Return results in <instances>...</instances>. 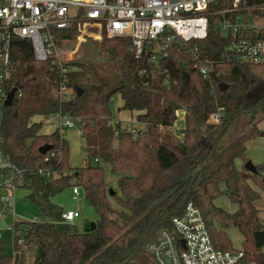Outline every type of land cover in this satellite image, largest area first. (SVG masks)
Masks as SVG:
<instances>
[{
  "label": "trees",
  "instance_id": "trees-1",
  "mask_svg": "<svg viewBox=\"0 0 264 264\" xmlns=\"http://www.w3.org/2000/svg\"><path fill=\"white\" fill-rule=\"evenodd\" d=\"M219 17L210 16L208 35L198 40L202 56L214 61L211 79L202 76L180 46L169 48L155 64L146 51L136 57L131 38L105 35L83 41L121 61L119 81L89 83L85 60H63L62 66L51 60L38 63L29 40L13 41L4 89L17 92L10 106L3 105L1 145L12 163L25 170L22 187L44 214L50 217L60 209L52 200L55 195L79 185L97 219L94 230L81 232L59 229L51 219L15 220L14 254L0 255V264H158L147 244L161 228H172V218L188 202L201 210L216 248L242 252L239 264H264V222L255 203L261 198L256 187L264 190V163L255 170L238 168L234 153L204 172L239 116H248L256 132V121L264 115V64L240 62L227 52L230 37L218 27ZM58 35L77 40L79 30L73 25ZM62 82L73 90L67 99L57 95ZM223 82L225 90L219 86ZM115 94L123 100L121 109L137 113L136 135L113 119ZM218 108L221 123L208 124ZM179 109L185 111L182 139L169 130ZM53 113L78 119L86 151L82 166L70 165V145L59 129L42 133L43 122L33 119ZM44 144L52 147L42 154ZM105 165L117 175V187L106 181ZM221 195L238 208L230 212L218 206L215 200ZM230 227L243 235L240 248L226 232ZM24 247H29L32 263L26 262Z\"/></svg>",
  "mask_w": 264,
  "mask_h": 264
},
{
  "label": "built area",
  "instance_id": "built-area-1",
  "mask_svg": "<svg viewBox=\"0 0 264 264\" xmlns=\"http://www.w3.org/2000/svg\"><path fill=\"white\" fill-rule=\"evenodd\" d=\"M212 5L215 8L211 9ZM213 14L220 16L217 25L222 34L230 37L227 52L234 59L264 64V0H0V133L8 94L4 83L11 74L15 39L32 43L36 62L51 60L60 66L77 52L85 38L129 37L136 57L146 51L155 64L168 55L169 48L180 46L193 58L194 67L202 76L211 79L214 61L202 56L198 40L207 37ZM73 25L79 30L78 43L73 50L65 51L62 42L72 39L60 38L58 31ZM67 93L71 96L73 90L62 82L57 95L63 98ZM222 114L218 108L209 116L208 124H220ZM176 115L178 119L185 111L179 109ZM62 125L72 127L73 118L65 116ZM173 126L181 130L176 121ZM138 128H131L134 135ZM39 172L53 176L50 170ZM24 182L25 170L12 163L0 141L2 210L14 203V192ZM82 191L79 185L72 187L75 195ZM79 216V209L63 210L60 214L61 221L68 224ZM171 227L161 228L157 238L147 244L158 264H239L242 259V252L215 247L202 212L193 202L172 218Z\"/></svg>",
  "mask_w": 264,
  "mask_h": 264
},
{
  "label": "rangeland",
  "instance_id": "rangeland-1",
  "mask_svg": "<svg viewBox=\"0 0 264 264\" xmlns=\"http://www.w3.org/2000/svg\"><path fill=\"white\" fill-rule=\"evenodd\" d=\"M78 40H66L61 44V48L65 51H71L77 45ZM69 56V55H66ZM70 58L82 59L85 60L88 64L87 71L85 72L84 79L89 83H98V82H108V83H116L119 81V69L118 66L121 63L120 60L116 61L114 59L106 58L102 56L91 44L90 42L81 41L78 50ZM119 94H115L111 98V105L114 113L117 114L118 109L115 106V101L118 100ZM64 99H67V96H64ZM120 119L124 120L121 122L122 129L131 130L132 127H138L139 124L135 122H131V119L136 118V114L131 113L129 110L121 109ZM264 116V115H263ZM262 116V117H263ZM261 117V118H262ZM258 119L256 121L258 130L255 132L253 130V125L248 123L249 118L246 115L239 116L231 127L227 130L225 135L222 138V142L219 146L220 150L217 151L216 155L212 160L204 166V172H209L218 164L228 159L229 155L234 154L239 150V148H245V151H241V155H237L235 161L237 164L245 165L246 161L252 160L255 165L258 163H264V136H261L264 133V117L262 119ZM113 119H115V115H113ZM126 119V120H125ZM39 121H44L43 117L38 118ZM179 121H182V115L178 117ZM74 126L73 128L64 127L62 129L64 134V138L69 142L70 145V164L72 167H80L84 164V156L83 151L85 150V144L80 132V126L78 119H73ZM43 132L46 134L52 133L56 129L51 126L49 123H45L44 121ZM178 124H182L181 122ZM174 126H172L169 130H172L173 134L181 139L183 136H178L179 132H175ZM218 130V129H216ZM211 132V131H209ZM246 158V159H245ZM240 166V167H242ZM106 167V181L112 187H117L118 185V177L110 170L108 165ZM28 190L26 188L20 187L17 188L14 192V203L4 208L0 215L5 220L8 226L13 225L15 219H29L35 218L39 220L51 219L55 221V223L65 231L73 230L74 232H81L84 230V223L87 221H94L97 218V214L91 204L85 198V195L80 192L79 195H75L72 192L71 188H67L63 192L55 195V202L59 204V206L65 210L79 208L82 216L77 218L73 224H62L59 222L60 212L58 210L54 211L53 215L48 217L46 214L42 212L40 207L31 199L27 197ZM216 204L218 206L223 207L227 211L229 209H236L237 205L232 202L226 195H221L216 199ZM59 212V214H58ZM30 220V219H29ZM82 222V225L80 224ZM6 230L7 235H10L9 228H3ZM229 237L232 240L234 247L240 248L242 246V238L241 232L237 228H232L229 232ZM25 259L26 262L29 261L31 257V253L29 251V247H24ZM33 262V261H32ZM255 264V263H248Z\"/></svg>",
  "mask_w": 264,
  "mask_h": 264
},
{
  "label": "crops",
  "instance_id": "crops-1",
  "mask_svg": "<svg viewBox=\"0 0 264 264\" xmlns=\"http://www.w3.org/2000/svg\"><path fill=\"white\" fill-rule=\"evenodd\" d=\"M64 96H67V98H69L70 97V93H67V95H64ZM63 99H64V97H63ZM115 103H116V107H117V109H118V112H117V114L116 113H114V111H113V115H115V120H120L121 122H124V120H122V119H120V117H119V115H120V112L121 111H119V110H121V106L123 105V100H122V98H121V96L119 95L118 96V100H116L115 101ZM110 104H111V102H110ZM111 107H112V105H111ZM112 110H113V108H112ZM126 110V109H125ZM131 113H134V111L132 112L131 111ZM135 114H137L136 112H135ZM39 117H43L44 118V121H45V123H49V124H51V126L52 127H54L55 129H59L60 130V133L62 134L63 133V131H62V129L64 128V127H68V126H64V125H62L63 124V118L65 117V115H62V114H60V113H53V114H50V115H36L33 119L35 120V121H39L38 120V118ZM264 117V116H263ZM262 117V118H263ZM182 118H183V120L182 121H179L178 119L176 120V122H177V124L178 123H182V124H179V126H180V129H182L183 127H184V125H185V115L184 116H182ZM261 118V119H262ZM126 120V119H125ZM135 120H136V118L135 119H131V122H135ZM44 121H42L43 122V126L45 125L44 124ZM137 123V122H136ZM140 125V124H139ZM43 126H42V128H41V132L42 133H44L43 132ZM74 126V125H73ZM73 126L72 127H68V128H73ZM174 130H175V132L177 133V132H179L177 135L178 136H183V134H182V130H178V128H174ZM180 134V135H179ZM63 136H64V134H62ZM261 136H264V135H262L261 134ZM182 139V138H181ZM242 150H244L245 151V148H239V150L237 151V152H235V154H237V155H241V151ZM83 156H84V158L86 157V151L84 150L83 151ZM237 157H239V156H237ZM237 157H235V159L237 158ZM252 161V160H251ZM247 162V161H246ZM253 162V161H252ZM235 163H236V166L238 167V168H242V167H244V166H242L241 164H237V162L235 161ZM253 164H255L254 162H253ZM259 164V163H258ZM71 165V164H70ZM72 166V165H71ZM240 166H242V167H240ZM254 187H256L255 185H254ZM259 191H260V193H261V198L259 199V200H257L255 203H256V205H257V207L259 208V217L261 218V220L264 222V190H261V189H259L258 187H256ZM72 189V188H71ZM28 190V189H27ZM27 194H29V190H28V193ZM52 200L55 202V196L52 198ZM215 202H216V200H215ZM56 203V202H55ZM236 204V203H235ZM59 205V204H58ZM237 205V204H236ZM237 208H238V205H237ZM236 208V209H237ZM75 209H79V208H75ZM236 209H229V211L230 212H233V211H235ZM63 210H65V209H63V208H61L60 207V209L58 210L59 212H60V214H61V211H63ZM80 210V209H79ZM59 212H58V214H59ZM82 216V213H81V211H80V216L79 217H81ZM78 217V218H79ZM36 218H38V217H35V218H29L30 220H37ZM0 219H2L3 220V222L5 223V226L3 225V223H2V221H0V255H8V254H14V245H13V230H12V227L11 226H8L7 224H6V222H5V220L3 219V217L0 215ZM29 219H15V220H28V221H30ZM97 219V218H96ZM96 219L94 220V221H96ZM14 220V221H15ZM39 220V219H38ZM44 220H46V219H44ZM76 221V220H75ZM55 222V221H54ZM59 222L60 223H62V224H66V223H64V222H62L61 221V218H59ZM87 222H90V221H87ZM86 223V222H85ZM85 223H84V230H85ZM68 224V223H67ZM73 224V223H72ZM80 224L82 225V222L80 221ZM13 226V225H12ZM58 226V225H57ZM9 228L8 230H10L11 232H10V235H7V232H6V230L4 231V229L3 228ZM58 228L60 229V227L58 226ZM232 228H235V227H230V228H228V229H226V232H227V234H228V236H230L229 235V232L232 230ZM63 230V229H62ZM68 231V230H67ZM83 231V230H82ZM68 232H74L73 230H70V231H68ZM242 235V234H241ZM241 238L243 239V235L241 236ZM33 256L31 255V257H30V259H29V261H27V263H32V261H33Z\"/></svg>",
  "mask_w": 264,
  "mask_h": 264
},
{
  "label": "water",
  "instance_id": "water-1",
  "mask_svg": "<svg viewBox=\"0 0 264 264\" xmlns=\"http://www.w3.org/2000/svg\"><path fill=\"white\" fill-rule=\"evenodd\" d=\"M219 86H220L221 90H225L226 88H228V84L225 83V82L220 83ZM16 92H17L16 88H14V89H12V90H10L8 92L7 97H6L5 101H4V105L5 106H10L13 103V100H14ZM80 93H81V91H80ZM262 135H264V133H262ZM51 147L52 146L49 145V144H44V145L39 147V151H40V153L45 154L48 150L51 149ZM244 167H246L248 169H251V170H255V164H253V162L251 160H248L245 163ZM110 192H111V194L114 193V191L112 189L110 190ZM2 208H3V202L0 200V213L2 211ZM0 221H2L3 225L5 226V223L3 222V220L0 219ZM95 227H96V222L95 221H90V222H86L85 223V231L94 230Z\"/></svg>",
  "mask_w": 264,
  "mask_h": 264
}]
</instances>
